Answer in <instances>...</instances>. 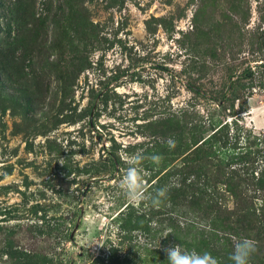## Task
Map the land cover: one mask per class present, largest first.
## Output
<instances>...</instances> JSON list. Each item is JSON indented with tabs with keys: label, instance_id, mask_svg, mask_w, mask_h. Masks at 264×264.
I'll use <instances>...</instances> for the list:
<instances>
[{
	"label": "rangeland",
	"instance_id": "obj_1",
	"mask_svg": "<svg viewBox=\"0 0 264 264\" xmlns=\"http://www.w3.org/2000/svg\"><path fill=\"white\" fill-rule=\"evenodd\" d=\"M137 151L158 204L118 187ZM257 154L264 0H0V264H231L233 236L264 264Z\"/></svg>",
	"mask_w": 264,
	"mask_h": 264
},
{
	"label": "clouds",
	"instance_id": "obj_2",
	"mask_svg": "<svg viewBox=\"0 0 264 264\" xmlns=\"http://www.w3.org/2000/svg\"><path fill=\"white\" fill-rule=\"evenodd\" d=\"M260 111L261 109L251 107L244 114L243 119L247 121L255 118V115ZM166 143L170 148L175 146V141L171 137L167 139ZM122 158L128 166L124 169L118 187L128 202L140 204L151 201L153 204H158L162 198L166 197L167 186L157 189L155 192L149 191L143 168L145 160H151V162L158 164L161 159L160 156H146L142 151H137L133 154L125 153ZM257 250L256 242L253 239L246 236H233L229 260L231 264H251L252 257ZM163 252L167 264H219L218 259L210 252L197 251L195 248L187 249L180 243H170L163 248Z\"/></svg>",
	"mask_w": 264,
	"mask_h": 264
},
{
	"label": "trees",
	"instance_id": "obj_3",
	"mask_svg": "<svg viewBox=\"0 0 264 264\" xmlns=\"http://www.w3.org/2000/svg\"><path fill=\"white\" fill-rule=\"evenodd\" d=\"M252 74H253V72L250 70V69H248V70H246L242 75H240V77L239 78H243V79H249V78H251V76H252ZM258 156H264V155H261V154H257ZM254 156H255V152H254ZM244 157H246V156H244V154H242V155H240V157H239V159L240 158H242L241 159V162H245V158ZM246 163V162H245ZM241 169H243L244 170V167H242ZM231 170H234V169H231ZM243 173V179H241V181H244L245 180V178H248V177H253V175H252V172H248L247 170L246 171H244V172H242ZM246 175V176H245ZM254 178V177H253ZM249 179V178H248ZM190 183L191 184H193L192 183V181H190ZM190 184V185H191ZM258 184H260V186H264V183H258ZM183 191V190H182ZM182 191H180V193H182ZM197 194H198V198L196 197V199H200L201 197L203 198H201V201L203 202V204H204V206L205 207H207V206H214L213 208L216 210L215 212H216V214H217V216L219 215V213H220V206H218V203H219V201L217 200V199H219V198H217V194H216V196L214 197H211L210 196V194H212V193H208V194H204V192L203 191H198L197 192ZM201 195H204V196H201ZM199 196H201V197H199ZM195 198V197H194ZM193 199V198H192ZM197 250V249H196ZM200 249H198L197 251H199Z\"/></svg>",
	"mask_w": 264,
	"mask_h": 264
}]
</instances>
